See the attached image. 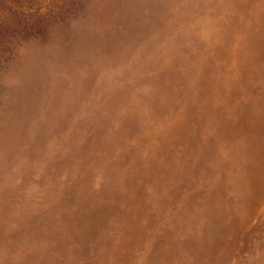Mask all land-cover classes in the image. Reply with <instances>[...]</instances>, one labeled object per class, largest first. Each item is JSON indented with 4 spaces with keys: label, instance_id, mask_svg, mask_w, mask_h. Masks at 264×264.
Listing matches in <instances>:
<instances>
[{
    "label": "rangeland",
    "instance_id": "obj_1",
    "mask_svg": "<svg viewBox=\"0 0 264 264\" xmlns=\"http://www.w3.org/2000/svg\"><path fill=\"white\" fill-rule=\"evenodd\" d=\"M209 1L0 0V264H264V0Z\"/></svg>",
    "mask_w": 264,
    "mask_h": 264
},
{
    "label": "bare ground",
    "instance_id": "obj_2",
    "mask_svg": "<svg viewBox=\"0 0 264 264\" xmlns=\"http://www.w3.org/2000/svg\"><path fill=\"white\" fill-rule=\"evenodd\" d=\"M197 1V0H196ZM207 1L208 0H206V3H207ZM211 1V0H210ZM209 1V4H211L212 2H210ZM213 1V0H212ZM222 1V0H221ZM226 1V0H225ZM237 1V0H236ZM256 1V0H255ZM254 1V2H255ZM229 1L227 0V3H228ZM202 3H203V1H202ZM220 3V2H219ZM237 3V2H236ZM241 3V2H240ZM199 5H201L200 4V2L198 3ZM224 4V3H223ZM249 4V3H248ZM196 5H197V3H196ZM198 5V6H199ZM206 5V4H205ZM253 5V4H252ZM252 5H251V9H252ZM259 5V4H258ZM194 6V5H193ZM222 6V5H221ZM220 6V7H221ZM239 6V5H238ZM237 6V7H238ZM182 7V6H181ZM194 7H196V10H199V9H197V6H194ZM202 7V6H201ZM207 7V6H206ZM213 7H214V5H213ZM179 8V7H178ZM177 8V9H178ZM246 8V7H245ZM248 9H249V7H247ZM247 8H246V10H247ZM258 8V7H257ZM182 9V8H181ZM189 9V8H188ZM187 9V10H188ZM242 9V8H241ZM260 9V8H259ZM180 10V9H179ZM183 10V9H182ZM185 10V9H184ZM243 10V9H242ZM212 11H214L213 9H212ZM220 10L218 9V12H219ZM249 11V10H248ZM252 11H254V10H252ZM230 12V11H229ZM233 12V14H235L234 13V11H232ZM255 12V11H254ZM179 13V12H178ZM217 13V12H216ZM231 13V12H230ZM232 14V13H231ZM237 14H238V12L236 13V16H237ZM245 14V13H244ZM248 14V13H247ZM257 14V13H256ZM166 16V15H165ZM186 16V15H185ZM239 16V15H238ZM247 16V15H246ZM210 17H211V15H210ZM183 18V17H182ZM246 18V17H245ZM251 18V17H250ZM187 19V18H186ZM231 19H233V18H231ZM248 19V18H247ZM173 21V20H172ZM239 21V20H238ZM224 22H226V21H224ZM230 23H233V22H231V21H229ZM248 22V21H247ZM169 22H167V24H168ZM179 23V22H178ZM195 23V22H194ZM259 23V22H258ZM187 24L188 23H186V26L185 27H188L187 26ZM191 24H192V22H191ZM196 24V23H195ZM199 25V24H198ZM231 25V24H230ZM235 25H237V24H235ZM240 25V24H239ZM166 26H168V25H166ZM195 26V25H194ZM193 26V27H194ZM202 26V25H201ZM234 26V25H233ZM166 28V27H165ZM164 28V29H165ZM184 28V27H183ZM189 28V27H188ZM220 28H222V27H220ZM167 30H168V28H166ZM185 29V28H184ZM198 29V28H197ZM210 29V28H209ZM240 29V28H239ZM246 29V28H245ZM259 29H260V27H259ZM159 30V29H158ZM186 30V29H185ZM189 30V29H188ZM193 30V29H192ZM195 30V29H194ZM172 31V30H171ZM229 31V30H228ZM237 31V30H236ZM174 32V31H173ZM179 32H181V31H179ZM194 32V31H193ZM192 32V33H193ZM230 32V31H229ZM152 34H153V32H151ZM197 33V32H196ZM196 33H195V36H196ZM222 33H223V30H222ZM238 33V32H237ZM166 34V33H165ZM167 34H169V33H167ZM171 34V33H170ZM198 34V33H197ZM219 34V33H218ZM249 34V33H248ZM194 35V34H193ZM201 35V34H200ZM220 35H221V33H220ZM223 35V34H222ZM157 36V35H156ZM155 36V37H156ZM205 36V35H204ZM216 36V35H215ZM218 36V35H217ZM158 37V36H157ZM194 37V36H193ZM222 36H220V38H221ZM196 38H197V36H196ZM195 38V39H196ZM203 38V37H202ZM220 38H219V40H220ZM223 38V37H222ZM241 38V37H240ZM263 38V37H262ZM155 39V38H154ZM190 39V38H189ZM225 39H226V36H225ZM224 39V40H225ZM230 39V38H229ZM233 39H234V37H233ZM206 40V39H205ZM212 40H213V38H212ZM248 40V39H247ZM257 40V39H256ZM263 41V40H262ZM151 42L153 43V41L151 40ZM156 42H158V41H156ZM197 41H195V43H196ZM213 41H211V42H209V44L210 43H212ZM217 42V41H216ZM220 42V41H219ZM223 42V41H222ZM155 43V42H154ZM159 43V42H158ZM157 43V44H158ZM197 44H198V42H197ZM196 44V45H197ZM207 44V43H206ZM209 44H208V47H209ZM224 44V43H223ZM227 44H228V42H227ZM146 45H148V44H146ZM154 45H156V44H154ZM153 45V46H154ZM161 45V44H160ZM225 45H226V43H225ZM199 46V45H198ZM204 46V45H203ZM147 47V46H146ZM148 47H149V45H148ZM147 47V48H148ZM209 48H212V46L211 47H209ZM208 48V49H209ZM207 49V50H208ZM204 50V49H203ZM212 50V49H211ZM154 51L155 50H153V53H154ZM157 51V50H156ZM150 52H152L151 50H150ZM202 53V52H201ZM230 53V52H229ZM226 54V53H225ZM152 55V54H151ZM154 55V54H153ZM152 55V56H153ZM210 55V54H209ZM208 55V56H209ZM235 55V54H234ZM245 55V54H244ZM204 56V55H203ZM210 56H212V55H210ZM225 56H227L228 57V55H225ZM246 56V55H245ZM230 57H231V54H230ZM200 58V57H199ZM210 58V57H209ZM224 58H226V57H224ZM263 58V57H262ZM160 59H162V58H160ZM228 59H229V57H228ZM163 60V59H162ZM186 61V60H185ZM204 61V60H203ZM202 61V62H203ZM240 61V60H239ZM250 62V61H249ZM259 62V61H258ZM182 63V62H181ZM183 64V63H182ZM198 64V63H197ZM249 64V63H248ZM193 65V64H192ZM202 65H204V63L202 64ZM201 65V66H202ZM142 66V65H141ZM258 66V65H257ZM145 67V66H144ZM143 67V68H144ZM184 67V66H183ZM194 67V66H193ZM197 67H199V66H197ZM231 66H229V68H230ZM255 67V66H254ZM253 67V68H254ZM202 69V68H201ZM220 69V68H219ZM222 69V68H221ZM228 69V68H227ZM203 70V69H202ZM218 70V69H217ZM229 70V69H228ZM230 70H232V69H230ZM229 70V71H230ZM201 71V70H200ZM205 71V70H204ZM233 71V70H232ZM245 71H246V69H245ZM248 71V70H247ZM260 71H262V70H260ZM125 72V71H124ZM126 73H127V71H126ZM129 73V72H128ZM202 73V72H201ZM200 73V74H201ZM181 75H183V74H181ZM181 75H179V76H181ZM193 76V75H192ZM196 75H194V77H195ZM198 76V75H197ZM236 76V75H235ZM256 76V75H255ZM258 76H260V75H258ZM226 77H228V75L226 76ZM179 78V77H178ZM189 78V77H188ZM193 78V77H192ZM190 79V78H189ZM194 79V78H193ZM201 79V78H200ZM217 79V78H216ZM181 80V79H180ZM179 80V81H180ZM249 80V79H248ZM256 80V79H255ZM175 81V80H174ZM187 81V80H186ZM201 81H202V79H201ZM200 81V82H201ZM236 81H237V79H236ZM259 81V80H258ZM184 82V81H183ZM188 83H189V81H187ZM253 82H254V80H253ZM237 83H238V81H237ZM192 84V83H191ZM239 84V83H238ZM242 84V83H241ZM258 84V83H257ZM254 86V85H253ZM197 87V86H196ZM250 87V86H249ZM186 88V87H185ZM206 88V87H205ZM248 88V87H247ZM118 89V88H117ZM263 89V88H262ZM186 90V89H185ZM188 90V89H187ZM247 90V89H246ZM251 90V89H250ZM173 91V90H172ZM116 92V91H115ZM152 92V94H153V90L151 91ZM118 93V92H117ZM174 93V92H173ZM172 93V94H173ZM161 94V93H160ZM190 95V94H189ZM192 95V94H191ZM115 97V96H114ZM188 97V96H187ZM175 98V97H174ZM188 98H190V97H188ZM132 101H133V99H132ZM149 101V100H148ZM185 101V100H184ZM187 101V100H186ZM188 101H190V100H188ZM217 101V100H216ZM179 102V101H178ZM177 103V102H176ZM192 103H194V102H192ZM202 103V102H201ZM204 103V102H203ZM133 104V103H132ZM174 105V104H173ZM177 105V104H176ZM191 105V104H190ZM189 105V106H190ZM172 106V105H171ZM218 106V105H217ZM141 108V107H140ZM158 108V107H157ZM178 108V107H177ZM180 108V107H179ZM147 109V108H146ZM155 109V108H154ZM159 109V108H158ZM176 109V108H175ZM187 109V108H186ZM165 110H168V109H165ZM189 110V109H188ZM191 110V109H190ZM200 110V109H199ZM159 111H160V109H159ZM154 112H155V110H154ZM247 112V111H246ZM246 112H245V115H246ZM156 113V112H155ZM187 113V112H186ZM123 114V113H122ZM166 114V113H165ZM188 114H190L189 113V111H188ZM144 115V114H143ZM142 115V116H143ZM160 115V114H159ZM158 115V116H159ZM175 115H177V114H175ZM174 115V116H175ZM198 115H199V113H198ZM249 115V114H248ZM173 116V115H172ZM186 116V115H185ZM200 116V115H199ZM198 116V117H199ZM168 117H170V115L168 116ZM181 117V116H180ZM189 117V116H188ZM188 117H187V119H188ZM197 117V118H198ZM236 117V116H235ZM131 118V117H130ZM158 118V117H157ZM156 118V119H157ZM186 119V118H185ZM208 119V118H207ZM249 119V118H248ZM111 120V119H110ZM250 120V119H249ZM197 121H198V119H197ZM196 121V122H197ZM220 121V120H219ZM258 122L257 123H252L250 126H249V134H248V136L245 138V141H244V147L247 149L246 151H245V153H243L246 157L244 158V159H242L243 161L241 162V165H240V169H239V173H238V176H237V182H238V187H240L239 189L242 191V194H243V196H244V198H243V200H242V202H243V204H245L246 203V206H245V208L247 209L246 211L249 213V215H250V213L252 214V216H251V218L253 217V216H255V214H256V211H258V209H259V207H262V206H264V118H260L259 120H257ZM157 122V121H156ZM191 122V121H190ZM235 122V121H234ZM183 123V122H182ZM197 123H199V122H197ZM206 123V122H205ZM243 123H245V122H243ZM131 124V123H130ZM191 124V123H190ZM193 124V123H192ZM231 125V124H230ZM233 125H235V124H233ZM240 125V124H239ZM151 126V125H150ZM180 126V125H179ZM191 126V125H190ZM192 126H194V125H192ZM109 128V127H108ZM238 128V127H237ZM244 128V127H243ZM236 129V128H235ZM178 130V129H177ZM180 130H182L181 128H180ZM193 130V129H192ZM186 131H188V130H186ZM237 131H239V130H237ZM112 132V131H111ZM188 133V132H187ZM226 133V132H225ZM224 133V134H225ZM232 133V132H231ZM238 133V132H237ZM236 133V134H237ZM228 134V133H227ZM229 134H230V132H229ZM240 134V133H239ZM112 135V134H111ZM187 135V134H186ZM191 135H192V133H191ZM203 135H205V134H203ZM207 135V134H206ZM218 135V134H217ZM223 135V134H222ZM175 136V135H174ZM209 136V135H208ZM216 136V135H215ZM221 136V135H220ZM224 136V135H223ZM232 136V135H231ZM240 136V135H239ZM245 136V135H244ZM173 137V136H172ZM186 137V136H185ZM214 137V136H213ZM219 137V136H218ZM217 137V138H218ZM234 137V136H233ZM175 138V137H174ZM181 138V137H180ZM200 138H202V137H200ZM199 138V139H200ZM188 139V138H187ZM210 139V138H209ZM243 139V138H242ZM185 140V139H184ZM171 141V140H170ZM196 141V140H195ZM199 141V140H198ZM57 142V141H56ZM172 142V141H171ZM177 142V141H176ZM194 142V141H193ZM170 143V142H169ZM201 143V142H200ZM116 144V143H115ZM202 144V143H201ZM169 145V144H168ZM240 145V144H239ZM176 146V145H175ZM91 147V146H90ZM174 147V146H173ZM233 147V146H232ZM236 147V146H235ZM234 147V148H235ZM96 148H98V147H96ZM208 149V148H207ZM203 150V149H202ZM211 150H213V149H211ZM231 151V150H230ZM92 154V153H91ZM115 154V153H114ZM122 155V154H121ZM211 155V154H210ZM115 156V155H114ZM123 156V155H122ZM126 156V155H125ZM59 157V156H58ZM95 157V156H94ZM117 157V156H116ZM237 157V156H236ZM97 158V157H96ZM118 158V157H117ZM116 158V159H117ZM89 159V158H88ZM238 159V158H237ZM236 159V160H237ZM59 160V159H58ZM97 160V159H96ZM113 160V159H112ZM127 161V160H126ZM172 161V160H171ZM96 162V161H95ZM108 164V163H107ZM111 164V163H110ZM232 165V164H231ZM100 166V165H99ZM98 166V167H99ZM114 166V165H113ZM102 167V166H101ZM110 167H112L111 165H110ZM92 168V167H91ZM91 168L89 169L90 171H91ZM115 168V167H114ZM108 169H110L109 167H108ZM237 169V168H236ZM86 170V169H85ZM103 170V169H102ZM111 170H112V168H111ZM115 170V169H114ZM118 170V169H117ZM121 170H122V168H121ZM87 171V170H86ZM112 172V171H111ZM117 172V171H116ZM115 172V173H116ZM118 172H120V171H118ZM91 173H93V172H91ZM107 173V172H106ZM127 173H128V171H127ZM95 174V173H94ZM114 174V173H113ZM86 175V174H85ZM117 175V174H116ZM87 176H89V175H87ZM102 177V176H101ZM110 178V177H109ZM117 178V177H116ZM118 178H119V176H118ZM122 178V177H121ZM102 179H103V177H102ZM106 179V178H105ZM124 179V178H123ZM82 180V179H81ZM92 180V179H91ZM115 180V179H114ZM236 180V179H235ZM85 181V180H84ZM91 182V181H90ZM83 183H85V182H83ZM112 183V182H111ZM113 184V183H112ZM124 185V184H123ZM129 185V184H128ZM91 186V185H90ZM100 186V185H99ZM107 186H108V184H107ZM115 186V185H114ZM117 186V185H116ZM182 186V185H181ZM226 186V185H225ZM80 187H82V186H80ZM129 187V186H128ZM136 187V186H135ZM237 187V186H236ZM68 188V187H67ZM70 188V187H69ZM234 188V187H233ZM64 189V188H63ZM71 189V188H70ZM74 189V188H73ZM21 190V189H20ZM41 190V189H40ZM68 191H69V189H67ZM79 189L77 188V190L76 191H78ZM88 190V189H87ZM104 190V189H103ZM138 190V189H137ZM136 190V191H137ZM142 190H143V188H142ZM42 191V190H41ZM67 191V192H68ZM144 192V191H143ZM222 192V191H221ZM75 193V192H74ZM108 193H109V191H108ZM124 193V192H123ZM122 193V194H123ZM161 193V192H160ZM80 194V193H79ZM102 194H103V191H102ZM111 194V193H110ZM133 194V193H132ZM37 195V194H36ZM76 195V194H75ZM83 195V194H82ZM239 195H241V194H239ZM78 196V195H77ZM80 196V195H79ZM109 196V195H108ZM159 196V195H158ZM221 196V195H220ZM33 197H35V196H33ZM72 197V196H71ZM70 197V198H71ZM101 197V196H100ZM118 197V196H117ZM120 197V196H119ZM146 197V196H145ZM161 197V196H160ZM239 197H241V196H239ZM255 197V198H254ZM40 198V197H39ZM74 198V197H73ZM76 198V197H75ZM78 198V197H77ZM103 198V197H102ZM139 198H141V196H139ZM177 198H179L178 196H177ZM181 198V197H180ZM67 199V198H66ZM118 199V198H117ZM116 199V200H117ZM242 199V198H241ZM240 199V200H241ZM254 199V200H253ZM37 200V199H36ZM44 200H46V199H44ZM51 200V199H50ZM71 200V199H70ZM119 200V199H118ZM117 200V201H118ZM158 200H161V199H158ZM177 200V199H176ZM176 200H174V202L176 201ZM202 200H205V199H202ZM248 200L251 202L248 206H247V202H248ZM251 200H253V201H251ZM20 201V200H19ZM18 201V202H19ZM32 201V200H31ZM34 201V200H33ZM32 201V202H33ZM48 201V200H47ZM61 201H63V200H61ZM72 202H73V200H71ZM129 201V200H128ZM141 201V200H140ZM169 201V200H168ZM208 201V200H207ZM43 202H45V201H43ZM81 202V201H80ZM115 202V201H114ZM158 202H160V201H158ZM216 202V201H215ZM57 203H59V202H57ZM61 203V202H60ZM64 203V202H63ZM61 204V205H65V204ZM214 203V202H213ZM72 204H74V202L72 203ZM98 204V203H97ZM160 204V203H159ZM185 204V203H184ZM252 204H254V206H252ZM172 205V204H171ZM237 205V204H236ZM54 206H56V205H54ZM77 205H75V207H76ZM119 206V205H118ZM132 206V205H131ZM134 206V205H133ZM174 206V205H173ZM204 206V205H203ZM241 206H243V205H241ZM57 207H59V206H57ZM64 207V206H63ZM66 207H68V206H66ZM128 207V206H127ZM205 207V206H204ZM210 207V206H209ZM77 208H78V206H77ZM227 208V207H226ZM58 209V208H57ZM134 209V208H133ZM138 209V208H137ZM223 209V208H222ZM252 209H254V211H253V213L251 212L252 211ZM13 210V209H12ZM47 210V209H46ZM51 210H53V208L51 209ZM50 210V211H51ZM205 210V209H204ZM32 211V210H31ZM34 211H35V209H34ZM41 211H43V210H41ZM45 211V210H44ZM55 211V210H54ZM58 211V210H57ZM62 212H63V209L61 210ZM72 211V210H71ZM212 211V210H211ZM49 212V211H48ZM68 212H70V210L68 211ZM216 212V211H215ZM218 212V211H217ZM5 213V212H4ZM4 213H3V215H4ZM10 213V212H9ZM8 213V214H9ZM51 213V212H50ZM54 213V212H53ZM75 213V212H74ZM156 213V212H155ZM224 213V212H223ZM40 214V213H39ZM43 214H46V213H42V215ZM49 214V213H48ZM55 214V213H54ZM67 213H65V215H66ZM213 214V213H212ZM63 215V214H62ZM152 215H153V213H152ZM36 216H38V215H36ZM51 216V215H50ZM53 216V215H52ZM67 216V215H66ZM71 216H72V214H71ZM75 216V215H74ZM38 217H41V215H39ZM54 217V216H53ZM57 217H58V214H57ZM152 217V216H151ZM44 218H45V216H44ZM52 218V217H51ZM153 218V217H152ZM246 218V217H245ZM38 219V218H37ZM42 219V218H41ZM53 219V218H52ZM59 219V218H58ZM72 219V218H71ZM47 220V219H46ZM55 220V219H54ZM73 220V219H72ZM138 220H140V219H138ZM157 220H160V219H157ZM162 220V219H161ZM211 220V219H210ZM253 220V219H252ZM12 221V220H11ZM25 221V220H24ZM38 221V220H37ZM43 221V220H42ZM58 221L59 220H57V223H58ZM38 222H40V221H38ZM38 222H37V224H38ZM69 222V221H68ZM78 222V221H77ZM158 222H161V221H158ZM248 222H250V221H248ZM29 223H31L30 221H29ZM81 223V222H80ZM111 223V222H110ZM251 223V222H250ZM12 224V223H11ZM34 224V223H33ZM33 224H31V225H33ZM64 224V223H63ZM161 224V223H160ZM163 224V223H162ZM230 224V223H229ZM247 224H249V223H247ZM40 225V224H39ZM38 225V226H39ZM43 225V224H42ZM45 225V224H44ZM227 225V224H226ZM225 225V226H226ZM250 225V224H249ZM45 226H48L47 225V223H46V225ZM50 226V225H49ZM58 226V225H57ZM63 226H66V225H63ZM81 226V225H80ZM156 226V225H155ZM252 226V225H251ZM28 227V226H27ZM32 228H34L33 226H31ZM30 227V228H31ZM54 227V226H53ZM61 227V226H60ZM76 227V226H75ZM78 227V226H77ZM82 227V226H81ZM190 227V226H189ZM227 227V226H226ZM247 227V226H246ZM250 227V226H249ZM162 228V227H161ZM191 228V227H190ZM235 228H236V226H235ZM245 228V227H244ZM51 229H52V227H51ZM150 229H152V228H150ZM155 229V228H154ZM158 229H160V227H158ZM26 230H29V228L28 229H26ZM46 230H48V229H46ZM52 230H54V228L52 229ZM57 230V229H56ZM55 230V231H56ZM62 230V229H61ZM71 230V229H70ZM73 230V229H72ZM76 230V229H75ZM79 230V229H78ZM39 231V230H38ZM51 231V230H50ZM58 231V230H57ZM165 231V230H164ZM175 231H177V230H175ZM33 232H34V230H33ZM33 232H32V234H33ZM148 232H149V230H148ZM209 232V231H208ZM26 233V232H25ZM54 233V232H53ZM152 233H154V232H152ZM151 233V234H152ZM178 233V232H177ZM192 233V232H191ZM64 234V233H63ZM76 234H78V232H76ZM84 234V233H83ZM82 234V235H83ZM166 234V233H165ZM164 234V235H165ZM176 234V233H175ZM181 234V233H180ZM12 235V234H11ZM11 235H9V236H11ZM33 235H35V234H33ZM48 235H49V233H48ZM150 235V234H149ZM163 235V234H162ZM163 235V236H164ZM191 235V234H190ZM189 235V236H190ZM217 235V234H216ZM224 235H226V234H224ZM243 235V234H242ZM13 236H14V234H13ZM12 236V237H13ZM16 236H19V235H17L16 234ZM24 236H26V235H24ZM46 236V235H45ZM62 236V235H61ZM150 236H152V235H150ZM180 236V235H179ZM187 236V235H186ZM185 236V237H186ZM11 237V238H12ZM33 237V236H32ZM50 237V236H49ZM160 238H161V236H159ZM192 237H194L193 235H192ZM15 238H17V237H15ZM64 238V237H63ZM164 238V237H163ZM168 238V237H167ZM171 238V237H170ZM184 238V237H183ZM183 238H179V239H183ZM5 239V238H4ZM19 239V238H18ZM23 240H24V238H22ZM30 239V238H29ZM55 239V238H54ZM60 239V238H59ZM164 239H166V238H164ZM163 239V240H164ZM173 239H175V238H173ZM178 239V240H179ZM207 239H209V238H207ZM260 239V238H259ZM10 240H12V239H10ZM14 240V239H13ZM16 240V239H15ZM20 240V239H19ZM47 240V239H46ZM61 240V239H60ZM152 240H155V239H152ZM152 240H151V242L150 243H153V242H155V241H153L152 242ZM163 240L161 239V242H163ZM186 240H188V239H186ZM39 241V240H38ZM58 241V240H57ZM180 241V240H179ZM193 241H195V240H193ZM5 242H6V240H5ZM4 242V243H5ZM22 242V241H21ZM61 242H63V241H61ZM159 242H160V240H159ZM263 242V241H262ZM31 243V242H30ZM54 243V242H53ZM147 243V242H146ZM170 243V242H169ZM188 243V242H187ZM6 244H7V242H6ZM38 243H36V245H37ZM158 243L156 242V245H157ZM162 244V243H161ZM183 244V243H182ZM255 244V243H254ZM263 244V243H262ZM18 245V244H17ZM19 245H21V244H19ZM147 245H148V243H147ZM151 245V244H150ZM160 245V244H159ZM165 245V244H164ZM167 245V244H166ZM165 245V246H166ZM237 245V244H236ZM256 245V244H255ZM10 246V245H9ZM31 246V245H30ZM29 246V247H30ZM49 246H51V245H49ZM68 246H70V245H68ZM72 247V246H71ZM147 247V246H146ZM150 247V246H149ZM159 246H157V248H158ZM174 247V246H173ZM176 247V246H175ZM174 247V248H175ZM183 247V246H182ZM202 247H204V246H202ZM148 248V247H147ZM159 248H163V247H159ZM158 248V249H159ZM184 248V247H183ZM264 248V247H263ZM17 249V248H16ZM42 249V248H41ZM71 249V248H70ZM157 249V251H159ZM166 249V248H165ZM177 249V248H176ZM200 249V248H199ZM198 249V250H199ZM203 249V248H202ZM254 249V248H253ZM10 250V249H9ZM22 250V249H21ZM148 250H149V248H148ZM183 250H185V249H183ZM39 251V250H38ZM114 251V250H113ZM144 251H146V250H144ZM164 251V250H163ZM167 251H169V249L168 250H166V253H168ZM180 251H182V250H180ZM179 251V252H180ZM195 251V250H194ZM194 251H193V253H194ZM234 251V250H233ZM232 251V252H233ZM242 251V250H241ZM257 251V250H256ZM15 252H16V250H15ZM29 252H31V251H29ZM160 252V251H159ZM170 252V251H169ZM255 252V251H254ZM1 253V252H0ZM27 253V255H28V251L26 252ZM25 252H24V254H26ZM37 253V252H36ZM35 253V254H36ZM42 253H44V252H42ZM70 253V252H69ZM147 253V252H146ZM164 253V252H163ZM163 253H161L162 255L161 256H163L164 254ZM190 253V252H189ZM196 253V252H195ZM252 253V252H251ZM250 253V254H251ZM18 254V253H17ZM20 254V253H19ZM18 254V255H19ZM22 254V253H21ZM30 254V253H29ZM71 254H73L72 252H71ZM144 254V253H143ZM256 254V253H255ZM166 255V254H165ZM164 255V258H166L167 256H165ZM173 255V254H172ZM181 256L183 255V254H180ZM21 256V255H20ZM191 256H192V254H191ZM194 256V255H193ZM193 256L191 257V258H193ZM255 255H253L252 257H254ZM257 256V255H256ZM175 257H177V258H179L178 256H175ZM22 258V257H21ZM33 258V257H32ZM57 258V257H56ZM56 258H54V259H56ZM110 258V257H109ZM169 258V257H168ZM176 258V259H177ZM180 258H182V257H180ZM184 258V257H183ZM186 258H188V257H186ZM250 258V257H249ZM144 259V258H143ZM167 259V258H166ZM197 259V258H196ZM199 259H200V257H199ZM209 259V258H208ZM255 259V258H254ZM32 260V259H31ZM164 260V259H163ZM162 260V261H163ZM173 260H175V258L173 259ZM172 260V261H173ZM185 260H188V259H185L184 258V261ZM17 261V260H16ZM25 261V260H24ZM23 261V262H24ZM56 261H57V259H56ZM190 261H192L191 259L189 260V262ZM229 261V260H228ZM252 261V260H251ZM15 262V261H14ZM187 262V261H186ZM36 263H38V262H36ZM98 263V262H97ZM163 263H164V261H163ZM162 263V264H163ZM228 263V262H227ZM22 264V263H21ZM25 264H26V261H25ZM50 264H52V263H50ZM76 264H77V261H76ZM140 264H142V263H140ZM159 264V263H158ZM177 264H178V261H177ZM181 264V263H180ZM185 264V263H184ZM189 264V263H188ZM191 264V263H190ZM195 264V263H194Z\"/></svg>",
    "mask_w": 264,
    "mask_h": 264
}]
</instances>
